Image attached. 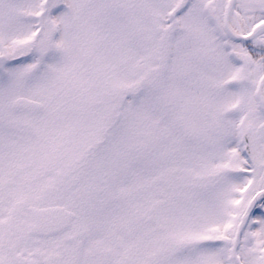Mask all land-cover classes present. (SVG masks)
<instances>
[{
    "label": "snow or ice",
    "instance_id": "obj_1",
    "mask_svg": "<svg viewBox=\"0 0 264 264\" xmlns=\"http://www.w3.org/2000/svg\"><path fill=\"white\" fill-rule=\"evenodd\" d=\"M0 264H264V0H0Z\"/></svg>",
    "mask_w": 264,
    "mask_h": 264
}]
</instances>
